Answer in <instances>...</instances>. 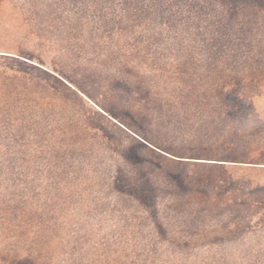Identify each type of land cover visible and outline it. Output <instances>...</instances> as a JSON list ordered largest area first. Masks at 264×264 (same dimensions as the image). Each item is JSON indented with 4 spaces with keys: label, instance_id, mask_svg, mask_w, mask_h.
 <instances>
[{
    "label": "rangeland",
    "instance_id": "374dc122",
    "mask_svg": "<svg viewBox=\"0 0 264 264\" xmlns=\"http://www.w3.org/2000/svg\"><path fill=\"white\" fill-rule=\"evenodd\" d=\"M17 1L0 0V55L35 42L60 82L0 60V264L264 261V57L159 18L74 34L35 1L20 28Z\"/></svg>",
    "mask_w": 264,
    "mask_h": 264
},
{
    "label": "trees",
    "instance_id": "16d2710c",
    "mask_svg": "<svg viewBox=\"0 0 264 264\" xmlns=\"http://www.w3.org/2000/svg\"><path fill=\"white\" fill-rule=\"evenodd\" d=\"M34 1L35 3L38 2V6L33 7L34 15L43 16L49 9V13L57 17L67 31L74 34L77 30L78 32L95 33L100 30V22L106 23L110 20L113 23H120L127 18L130 20L134 18L137 20L159 18L157 20L167 21L168 25L171 26L176 23L182 24L192 34L196 33L199 35L202 32L206 36V41L209 42L215 52L226 53L235 58H244L254 62L260 57H264V27L253 24L256 22V17L253 18L254 21L248 23L244 22L240 16V11L249 4L258 7V10L261 11L258 16L264 18V0H18L15 3L17 5V15L15 17L17 18L18 27L22 28L25 20L23 17L24 11ZM107 7H111L112 10H117L118 12L111 11L113 17L109 18L108 15L110 14ZM205 23H207L206 27ZM113 32L112 37L121 34V31L118 30ZM103 34L107 33L103 32ZM34 44L35 42L31 45L34 55H31V53H26L23 56L6 54L5 56L0 55V60L13 74L21 77H30L38 80L51 78L60 82L56 76L44 70L48 69L55 72L52 61H48L47 57H42V55H39L41 57L35 55V52L39 53L41 51L38 48L34 49ZM221 92L224 97L237 101L235 111L240 107L241 100L246 94L244 89L233 82L223 88ZM235 111H233V114L237 113ZM231 160L233 158L226 157L225 160L218 161L227 162L228 165H214L224 166L225 169L229 166L251 169L260 168L257 167V163ZM229 163L241 164L230 165ZM147 262L136 261L133 264H148ZM17 264L37 263L18 261ZM246 264H264V261H249Z\"/></svg>",
    "mask_w": 264,
    "mask_h": 264
}]
</instances>
